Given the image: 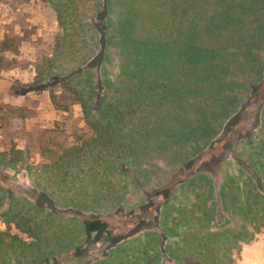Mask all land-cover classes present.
<instances>
[{"label":"rangeland","instance_id":"obj_1","mask_svg":"<svg viewBox=\"0 0 264 264\" xmlns=\"http://www.w3.org/2000/svg\"><path fill=\"white\" fill-rule=\"evenodd\" d=\"M154 46L178 57L158 77L179 88L153 102L158 117L129 115L120 144L87 147L97 132L81 103L41 79L82 69L69 85L88 96L91 75L96 99L115 103ZM73 146L95 157H66ZM253 179L264 183V0H0V232L19 239L0 241V264H32L48 241L56 256L37 264H174L166 245L208 232L225 264H264ZM30 217L47 241L23 231ZM88 221L107 227L87 239Z\"/></svg>","mask_w":264,"mask_h":264},{"label":"trees","instance_id":"obj_2","mask_svg":"<svg viewBox=\"0 0 264 264\" xmlns=\"http://www.w3.org/2000/svg\"><path fill=\"white\" fill-rule=\"evenodd\" d=\"M149 40H152V39L150 38ZM169 40L172 41L173 44H175V42L176 43L181 42L179 40H174V39L172 40L169 39ZM193 41L194 43L197 44V40L194 39ZM151 42L153 43L154 41L152 40ZM185 48H188V47H185ZM175 58H178V57L160 53L159 49L156 46L151 48L150 52L146 51L144 53V56L141 57V59H139V57L137 58L136 56L137 61L134 64L136 66V69L135 70L126 69L129 72L127 73L128 77H125V96H123L122 98H119L117 102L115 103H112L110 100H107L108 97L106 95L100 96L98 99H96L98 95L95 92V86L92 83L91 75L88 77L89 82H87L90 88L88 96H84L83 95L84 93L82 91L77 90L76 85L75 87H73L72 85H69L75 78L81 77L82 75H85V73H87V71H84L82 69H76L63 78L60 77V75H55L51 80H48L49 76H51L48 73L41 80L47 79L46 87L53 90V96H55L56 90L52 87L55 84L59 83V84H62L67 89H71L74 94L73 95L74 98H76V100H78L81 103L84 109V112H85L86 122L91 124V126L97 132L96 137H94V140L92 139L91 141H89L87 147H104L106 145L115 147L117 144H120V142L124 138V135L121 132L124 129V126L126 128L127 126L131 125L129 121L130 119H128L129 115L132 116V115L139 114L140 112L147 111L148 113L149 112L154 113V115L158 117L160 115L159 111H162V110H159V106L157 108H154L152 106L153 102L159 99V96L163 92L165 86H167L166 87L167 90L165 89V91H167L170 95H172L170 92L174 93L173 88L175 89L179 88V87H176L174 84H172V82H169V85H167L165 81H162L158 77L159 75H161V73H163V74L168 75L167 76L168 80L171 79L172 74H170V67H172V65L175 63ZM166 60H169L171 64L167 63ZM200 60H201L200 57H197V58H192L190 61L192 63L193 62L199 63L201 62ZM91 68L92 67H90V69ZM185 74H188V72H186ZM174 75H176L175 72L173 76ZM175 83H177V81H175ZM207 85L208 84H206V86ZM108 87L109 85L105 86L104 88H108ZM176 92L179 93L180 90ZM141 98H143V100ZM181 98L182 97H179V99ZM94 99L96 100L94 101ZM97 114H101V119H102L101 121H99L96 118ZM165 118L166 117L161 116V119H165ZM164 121L165 120H163V122ZM125 134H126V130H125ZM126 137H127V134L125 135V139ZM71 148L72 149H69L70 154L65 155L66 157H71V159L80 158V156H84L85 158L89 156L95 157L94 155H89L83 152V150L85 149L76 150L75 146ZM1 161H4V159H1ZM185 168L192 169V165H186ZM254 170H255L254 174L258 177L259 175L258 170L257 169H254ZM253 180H254L253 181L254 190L256 191V196L258 197L253 200V204H255V206L257 205L253 213L255 212L256 214L258 210L264 213V209H263L264 208V183L261 180L260 182L255 179ZM219 195L220 197H222L221 193ZM2 200L3 199L0 198V203L2 202ZM165 205L166 203H163L162 207H164ZM251 206L252 205H250V209H251ZM249 211L246 214H249ZM31 218L32 217L26 220V222H28V225H26L28 228H23V231L27 232L29 236L31 237H34L37 239L42 238V242L43 240L47 241L49 238L48 231L43 230L42 227H39L38 224H37V227L36 226L32 227L33 225L31 224L29 225ZM15 219H16V215L5 219V221L8 224H10L11 222H14ZM83 224L86 230L87 239L90 236V233L94 232L95 229H97L98 231L99 229H101V231H104V228L107 227L106 224L99 225V223L89 222V221L82 223V225ZM19 226H22V225H19ZM164 233L169 239L171 236L174 235V234H170L166 232L165 229H164ZM253 235H254V231L251 233V236ZM5 237L10 238V240L7 241L6 243L4 242ZM218 237H219L218 233L208 232L205 234V236H200L199 238L195 239V241L193 242H188V241L183 240L185 242L181 246L179 244H176V247H172V245L168 247V245H166L165 248L170 253V258L173 259L174 264H188L189 260H187L186 258H191L195 260V261H191L190 262L191 264H225L226 262L223 258L225 255L228 256V254L231 251L229 247H223L222 245H220V243L217 242ZM0 238H1L0 241H2L1 244L3 246L5 244L8 245L7 246L8 248L10 247V245H12L13 242H16L19 240L17 236L12 235L10 232L9 233L0 232ZM43 244L45 245V247H47L46 250L43 252H38L39 250H37V252L35 251L36 257H33L32 264H37L40 261L48 263L50 261L51 256L52 257L56 256V254L54 253V250H55V247H58V246H54L55 244L52 243V250H51L50 241L43 242ZM118 244L119 242L117 241L115 242V244H113V246L118 245ZM78 248H80V246ZM51 251L53 254H51ZM60 251L61 250H59L58 253H60ZM143 255L147 257L145 253H143ZM185 255L186 257L184 258ZM146 259H147V264L150 263L148 258ZM155 261H156V264H162V263H159L157 260ZM21 262H24V261L22 260L18 261L17 264H21ZM5 264H13V263H11V261L9 260L5 262Z\"/></svg>","mask_w":264,"mask_h":264},{"label":"crops","instance_id":"obj_3","mask_svg":"<svg viewBox=\"0 0 264 264\" xmlns=\"http://www.w3.org/2000/svg\"><path fill=\"white\" fill-rule=\"evenodd\" d=\"M242 139V138H241ZM217 147H223V145H218ZM234 147H238L237 145L236 146H234ZM187 165H192V167L194 168L195 166H193V164L192 163H189V164H187ZM202 168H203V171L205 172V173H208V174H212L211 172H212V170H209V169H206V167H205V165L202 163ZM208 168V167H207ZM206 169V170H205ZM194 173H192V174H190V175H193Z\"/></svg>","mask_w":264,"mask_h":264}]
</instances>
